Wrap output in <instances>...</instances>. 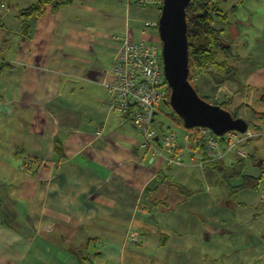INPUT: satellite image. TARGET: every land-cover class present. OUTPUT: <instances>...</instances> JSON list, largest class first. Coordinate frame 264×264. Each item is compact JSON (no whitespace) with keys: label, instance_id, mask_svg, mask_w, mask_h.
Segmentation results:
<instances>
[{"label":"crops","instance_id":"obj_1","mask_svg":"<svg viewBox=\"0 0 264 264\" xmlns=\"http://www.w3.org/2000/svg\"><path fill=\"white\" fill-rule=\"evenodd\" d=\"M18 1L0 11V264H264V20L244 22L252 41L237 53L238 83L216 85L208 71L193 80L200 97L247 122L252 137L234 148L245 157L213 164L186 152L178 165L141 148L102 84L118 28L132 41L158 39L141 32L157 23L159 2L47 5L23 37L19 11L38 0ZM236 12L215 22L224 35ZM238 158L259 189L223 177Z\"/></svg>","mask_w":264,"mask_h":264},{"label":"built area","instance_id":"obj_2","mask_svg":"<svg viewBox=\"0 0 264 264\" xmlns=\"http://www.w3.org/2000/svg\"><path fill=\"white\" fill-rule=\"evenodd\" d=\"M4 8L5 5L0 3V11ZM150 29L157 30V23H146L141 34L146 36ZM110 40L115 44L114 54L104 72L110 81L102 83L108 105L142 134V149L162 156L167 164L178 165L183 164L182 158L186 152L203 154L206 162L221 161L230 152L236 154L230 162H235L236 157H245L242 150L234 151V148L252 137L248 130L243 134L229 132L218 137L211 130L198 127L186 131L183 139H179L173 130L159 136L154 128L155 112L170 99V88L164 77L161 43H153L145 38L132 41L127 32L123 36L114 35ZM155 141H160L161 146H157ZM138 238L137 231L129 232L126 237L130 244H136Z\"/></svg>","mask_w":264,"mask_h":264},{"label":"trees","instance_id":"obj_3","mask_svg":"<svg viewBox=\"0 0 264 264\" xmlns=\"http://www.w3.org/2000/svg\"><path fill=\"white\" fill-rule=\"evenodd\" d=\"M10 0H0V3H8ZM161 7L162 0H157ZM224 0H191L185 9L186 23H187V46H188V81L193 85V80L201 71H208L212 81L216 85H221L225 82H236L237 79V63L241 56L233 53L231 42L228 41V35H224L222 30L215 27L216 21L227 22L228 18L233 15L237 9L238 4H243L246 0H238V4H232L229 10H222V3ZM73 0H38L35 4L30 5L25 9L19 11L21 18L22 36L27 37L29 33L28 20L34 18L37 20L43 15L45 7L52 5L53 10L61 6L71 4ZM1 21V13H0ZM222 56V60H218ZM233 60V64L229 62ZM7 67L6 63L0 62V73ZM208 67H214L215 70H206ZM195 89V87H194ZM196 90V89H195ZM199 95L198 91L196 90ZM200 96V95H199ZM203 100H208L201 97ZM225 109L223 104H217ZM234 118H237L236 113H231ZM260 120H264V114H256ZM164 118L169 124H174L185 131H193L185 129L182 120L172 110L169 102L162 104L155 112L154 128L159 136L166 134L170 128L165 127L158 119ZM249 128V126H248ZM158 146V141H155ZM58 148L56 146V152ZM220 161L213 162L218 164ZM234 168H221L226 173L223 176L225 179L233 177H240L242 184L239 189L257 190L260 188L262 178L254 179L242 175L244 168L243 158H238ZM220 172V170H219Z\"/></svg>","mask_w":264,"mask_h":264},{"label":"water","instance_id":"obj_4","mask_svg":"<svg viewBox=\"0 0 264 264\" xmlns=\"http://www.w3.org/2000/svg\"><path fill=\"white\" fill-rule=\"evenodd\" d=\"M191 0H162L157 21L165 80L170 88L169 104L185 129L206 128L216 136L245 133L247 122L217 104L203 100L188 81V46L185 9Z\"/></svg>","mask_w":264,"mask_h":264},{"label":"rangeland","instance_id":"obj_5","mask_svg":"<svg viewBox=\"0 0 264 264\" xmlns=\"http://www.w3.org/2000/svg\"><path fill=\"white\" fill-rule=\"evenodd\" d=\"M27 1H28L27 4H29V3L35 2L36 0H30V1L27 0ZM92 1L94 3L96 1L95 5H98L97 0H92ZM102 1H105V0H102ZM17 2H18V5L22 7L21 2H19L18 0H14L15 4H17ZM234 2H238V0H224L223 4H222V9L223 10L228 9L229 6ZM255 5H257V6H255ZM242 12H243V15H242V17H240V13H242ZM246 13L250 16H247ZM237 18H240L239 20H241V21H237ZM247 18L251 19L248 22L249 24H253L254 20H256V19L264 20V0H246L243 4H241V6L238 7V10L235 14V18H232V17L230 18L232 21L230 22V24L226 30V31H228V37H229L228 41L231 42L233 53H236V54L239 53L242 56H244L245 53L248 52L249 44L252 41V39L246 38V33L249 32L247 29H249V27H250L249 25L244 26V22ZM127 28H130L129 25H127ZM119 30H120V28H118V32H116V33L121 35L122 31L120 32ZM157 36H158V34H157ZM157 38L158 39L153 40L155 43L160 42L159 37H157ZM238 38H239V40H238ZM218 60H222V56ZM229 62L231 64H233L232 59H229ZM206 70L214 71L215 68L214 67H208ZM250 121H253V120H250ZM250 124H251L250 129H253L252 122H250Z\"/></svg>","mask_w":264,"mask_h":264}]
</instances>
